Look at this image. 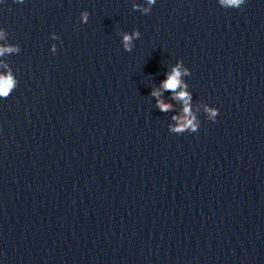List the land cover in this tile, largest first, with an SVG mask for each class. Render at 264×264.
Instances as JSON below:
<instances>
[{
  "label": "clouds",
  "instance_id": "clouds-1",
  "mask_svg": "<svg viewBox=\"0 0 264 264\" xmlns=\"http://www.w3.org/2000/svg\"><path fill=\"white\" fill-rule=\"evenodd\" d=\"M18 4H23L24 0H15ZM156 0H145V3H132V9L139 11L142 14H149ZM246 0H218V4L225 9L237 8L242 9ZM89 19V12L84 10L80 14V20L82 23H87ZM7 31L4 28H0V41H5L7 38ZM122 39L121 44L126 52H131L135 46L134 41L141 37V33L138 29H134L131 32H121ZM53 40H58L59 37L55 34L51 37ZM53 53L56 52L57 46L53 44L50 49ZM21 48L16 43H0V57L5 54L13 55L20 53ZM0 67L4 69L0 72V99H7L18 86V79L13 72L12 67L4 61H0ZM19 71V69H16ZM191 70L184 66L182 60H177L174 65L165 73V79L160 82L156 87H153L150 92V96L155 99V106L163 113L175 112L171 116L172 123L168 125V131L170 133L181 135L185 132L196 133L200 128V120L198 113H200V102H196L197 106L193 108V93L189 89V84L184 77L190 76ZM163 90V91H161ZM165 92L171 93V100L180 102V109L177 111L174 108L173 103H166L161 97ZM203 113L206 114L208 120L215 122L216 117L219 114V109L214 106H210L207 103H203Z\"/></svg>",
  "mask_w": 264,
  "mask_h": 264
}]
</instances>
